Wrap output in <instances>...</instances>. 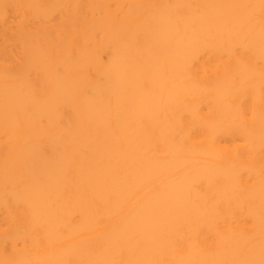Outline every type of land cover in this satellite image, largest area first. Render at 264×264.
<instances>
[{"label": "bare ground", "instance_id": "1", "mask_svg": "<svg viewBox=\"0 0 264 264\" xmlns=\"http://www.w3.org/2000/svg\"><path fill=\"white\" fill-rule=\"evenodd\" d=\"M0 264H264V0H0Z\"/></svg>", "mask_w": 264, "mask_h": 264}]
</instances>
